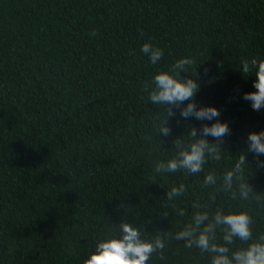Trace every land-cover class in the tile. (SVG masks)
I'll return each instance as SVG.
<instances>
[{"label": "trees", "instance_id": "obj_1", "mask_svg": "<svg viewBox=\"0 0 264 264\" xmlns=\"http://www.w3.org/2000/svg\"><path fill=\"white\" fill-rule=\"evenodd\" d=\"M145 43L163 50L156 65ZM184 58L197 107L229 125L222 142L200 132L215 119L148 98L145 85ZM252 58L264 59V0H0V264H84L121 224L164 241L147 264H211L175 238L203 212L251 217L252 240L235 238L229 257L264 242V155L246 142L264 131V109L243 99L256 91L241 65ZM202 138L215 148L202 171L157 170Z\"/></svg>", "mask_w": 264, "mask_h": 264}, {"label": "clouds", "instance_id": "obj_2", "mask_svg": "<svg viewBox=\"0 0 264 264\" xmlns=\"http://www.w3.org/2000/svg\"><path fill=\"white\" fill-rule=\"evenodd\" d=\"M95 35V33H92ZM141 51L146 55L153 65H156L163 58V50L153 46L151 43H145ZM194 61L189 58L178 60L171 66L168 72H160L156 74L151 82V86L146 84L145 90L148 92V98L153 104H166L172 107L180 108V115L187 119L195 117L197 120H216L211 126L205 124L200 132L203 137L211 136L217 141H223L231 130L227 122H221L218 117L220 112L218 109L208 106L198 108L194 102V97L199 91L198 82L191 77L186 81L181 79V72H188ZM242 73H253L255 77L253 82L254 92L245 93L243 99L251 102V108L254 111L264 109V59L252 58L244 59L241 62ZM189 101L185 107H181L183 102ZM170 116L175 113L169 110ZM161 132L167 136L168 128H162ZM197 130L193 128L191 135L195 137ZM248 151L257 157L264 155V131L259 133H249L247 136ZM210 153L215 152V148L209 147L207 140L199 139L191 145L190 151L180 154L179 159L170 160L166 165L161 163L158 165V171L175 172L178 169H186L189 173L196 174L202 171L205 163V150ZM219 159V154H216ZM245 157L240 158V163L236 165V171L241 170L240 166L244 163ZM233 173L228 172L225 176V182L228 187L231 186ZM206 184H214L215 178L208 175L205 179ZM185 191L183 185L179 188L173 187L168 193L170 199L181 195ZM250 188L241 185V195L247 198ZM183 215V211L179 213ZM208 223L205 225V222ZM251 217L247 213L239 214H222L217 212L210 221L207 212L197 213L193 217V224H189L186 228L176 235L177 240L186 241L185 246L188 248L194 245L201 252L213 253L211 264H264V242H254L248 248L238 250L229 257L230 245L235 238L241 241L252 240ZM205 225L199 233L197 230ZM219 226L224 228L223 245L214 243L215 230ZM120 230L122 238H109L98 243L96 251L91 254L84 264H147L151 255L157 250L163 249L165 243L159 237L153 242H145L141 240L138 230L132 228L128 224H121Z\"/></svg>", "mask_w": 264, "mask_h": 264}]
</instances>
